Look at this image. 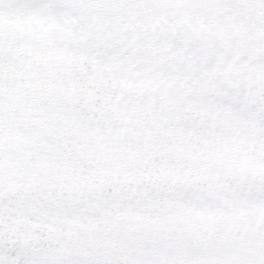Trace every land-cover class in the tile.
Masks as SVG:
<instances>
[{"label": "snow or ice", "instance_id": "obj_1", "mask_svg": "<svg viewBox=\"0 0 264 264\" xmlns=\"http://www.w3.org/2000/svg\"><path fill=\"white\" fill-rule=\"evenodd\" d=\"M0 264H264V0H0Z\"/></svg>", "mask_w": 264, "mask_h": 264}]
</instances>
